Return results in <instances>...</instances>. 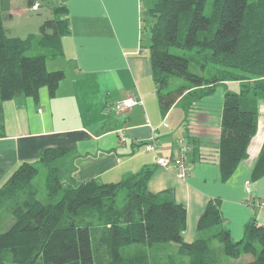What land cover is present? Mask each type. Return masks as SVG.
<instances>
[{"label": "trees", "instance_id": "1", "mask_svg": "<svg viewBox=\"0 0 264 264\" xmlns=\"http://www.w3.org/2000/svg\"><path fill=\"white\" fill-rule=\"evenodd\" d=\"M27 1L40 6L46 0ZM151 1L146 47L162 114L178 99L190 108L218 84L238 83L237 91L224 93L216 141L221 177L227 179L248 156L255 106L264 100V0H212L209 14L208 0ZM51 8L54 17L42 22L40 33L24 38L8 34L0 11V102L19 95L36 99L41 87L52 96L64 78L63 70L46 69V59L62 53L60 38L68 33L66 8ZM171 77L185 83L174 87ZM67 151L44 149L36 163H22L0 187V209L12 217L0 230V264H152L140 255L124 259L122 249L166 244L177 247L175 254L154 264H180L182 258L188 264H216L218 247L229 258L251 255L244 264H264V225L255 218L245 223L239 240L224 228L210 231L223 221L219 199H210L198 217L197 237L187 242L186 206L170 189L148 190L151 169L114 182L91 178L68 184L58 167ZM36 165L47 168L45 202L33 191L24 195ZM119 192L124 193L120 202Z\"/></svg>", "mask_w": 264, "mask_h": 264}, {"label": "crops", "instance_id": "2", "mask_svg": "<svg viewBox=\"0 0 264 264\" xmlns=\"http://www.w3.org/2000/svg\"><path fill=\"white\" fill-rule=\"evenodd\" d=\"M26 1L16 8L17 0H9L8 15L30 11L23 7ZM151 2L145 3L147 9ZM43 4L51 13L52 4L67 10L60 61L46 62V68L63 70L64 78L52 96L41 87L36 99L19 95L0 102V187L19 165L36 163L44 149L65 147L58 166L68 184L91 178L114 182L151 169L148 190L170 189L186 206L187 242L197 237L198 217L210 199H219L223 221L218 228L227 229L232 240L242 237L251 218L264 225V206L258 205L264 199V100L255 106L248 156L223 179L216 141L224 93L237 91V82L218 84L190 108L178 99L162 114L146 47L143 0H46L36 11ZM126 96L141 103L113 110L112 103ZM184 140L193 149L188 174L180 178L174 167L156 161L177 153ZM151 141L154 148L146 150ZM242 257L235 260L251 259Z\"/></svg>", "mask_w": 264, "mask_h": 264}, {"label": "rangeland", "instance_id": "3", "mask_svg": "<svg viewBox=\"0 0 264 264\" xmlns=\"http://www.w3.org/2000/svg\"><path fill=\"white\" fill-rule=\"evenodd\" d=\"M24 0H17V7H20L22 5ZM150 0H143L144 7V16L149 21L151 18L149 16L148 10L146 8V4ZM211 2L212 0H208L206 4V10L205 13L209 14L211 10ZM34 3V2H33ZM33 5V4H32ZM31 4H28V1L23 5V7H28L30 11H22L21 14L17 13L14 11L12 16L10 17L8 15V12L11 11L10 9V2L9 0H0V11L3 15L6 16L4 19V25L9 29L8 34L9 35H14V36H19L21 38L26 37L30 33L34 34H39L40 33V24L45 20L54 17V13H51L49 11L45 10L44 4L42 7L36 11L37 9H33ZM143 6V5H142ZM147 21L144 23L145 25V36L147 37ZM172 52H176L178 54H183L182 51L177 50V49H171ZM41 52V51H39ZM61 57V54H59L57 57L53 58H47V66H50V62H56L60 61L59 58ZM47 70H55V67H48L46 68ZM193 67H190V70H193ZM170 81L172 82L173 86H179L180 84H184L185 82L177 77H171ZM238 90V89H237ZM185 101V99L183 100ZM40 111V110H39ZM38 166V172L34 176V178L31 181V184L25 188V194L30 193L33 191L35 193V196H37L40 200L43 202L47 201V197L45 195V190H44V185H45V177L47 175V168L45 166ZM59 167V166H58ZM62 176V175H61ZM24 191V189H23ZM22 196V198L24 197ZM124 193L119 192L118 194V200L120 202L121 198L123 197ZM1 198V197H0ZM21 199V198H20ZM11 213L8 211H4L0 209V230L5 229L11 222ZM218 226H214L210 229V231H217ZM208 230V233L210 232ZM214 247L216 245L219 246L217 243H213ZM176 246L175 245H157L153 246L151 249H146V248H141L140 245H128L125 246L122 249V254L124 256V259H129L132 258V255H140V256H145L147 260L154 264L157 262L161 261H169L171 259V256L175 254L176 252ZM217 248H215V254L217 256V261L216 264H242V260H235L234 258H229L227 256L223 255V252L221 251L220 247H218V250L216 251ZM246 256L243 255V258L247 256H251L249 254H245ZM134 257V256H133ZM147 261V262H148ZM180 264H188L189 259L188 258H182V260H178ZM233 261V262H232Z\"/></svg>", "mask_w": 264, "mask_h": 264}, {"label": "built area", "instance_id": "4", "mask_svg": "<svg viewBox=\"0 0 264 264\" xmlns=\"http://www.w3.org/2000/svg\"><path fill=\"white\" fill-rule=\"evenodd\" d=\"M39 7V3L36 1L33 3L32 8L37 9ZM141 100L136 96H126L119 100H116L112 103V109L116 112H121L127 110L137 104H140ZM181 144V143H180ZM192 144L190 142L181 144L178 148L177 153L172 156H159L157 158L156 163L161 167H174L176 170V175L180 178H184L189 171V158L188 151L191 149ZM154 142H148L145 145V149H153ZM247 184V183H246ZM248 189V187H246ZM259 206H264V199H260L258 201Z\"/></svg>", "mask_w": 264, "mask_h": 264}]
</instances>
